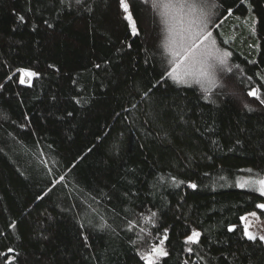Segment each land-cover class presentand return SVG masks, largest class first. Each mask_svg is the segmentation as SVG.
Here are the masks:
<instances>
[{"label": "trees", "instance_id": "trees-1", "mask_svg": "<svg viewBox=\"0 0 264 264\" xmlns=\"http://www.w3.org/2000/svg\"><path fill=\"white\" fill-rule=\"evenodd\" d=\"M127 1L136 35L119 0H0V264H264L240 219L264 196L237 186L264 176V0L207 3L232 53L209 99Z\"/></svg>", "mask_w": 264, "mask_h": 264}, {"label": "snow or ice", "instance_id": "snow-or-ice-1", "mask_svg": "<svg viewBox=\"0 0 264 264\" xmlns=\"http://www.w3.org/2000/svg\"><path fill=\"white\" fill-rule=\"evenodd\" d=\"M80 2L81 0H77V3ZM119 2L124 13L127 14L125 19L129 21L133 35H136V25L129 11V5L126 0H119ZM145 2H148V0H145ZM152 6L159 9L161 21L166 26L167 36L164 47L172 57L170 63L173 64V69L168 75L180 83L187 84L191 81L203 87L205 83L209 82L214 67L213 62L223 65L226 63L227 57L231 55L228 52L221 53L215 47V41L211 39L212 33L207 30V0H152ZM23 19V16H21L20 20ZM206 41L208 42L207 44L205 43ZM228 71H231V69H228ZM27 74L36 75L35 73ZM21 82L23 83V79H21ZM248 95L260 99L257 89L249 91ZM260 102L264 104V100H260ZM252 171V169H247L248 173H252ZM237 186L254 189L261 196H264V176L259 174L250 176L243 182L238 181ZM190 187L196 188L197 185L191 184ZM255 207L264 210V204H256ZM153 215L155 214L153 213ZM250 215L255 217L257 214L252 212ZM240 219L241 221H246L247 217H241ZM249 226L247 223L244 225V234L249 240L255 241L257 236L249 231ZM199 236V232L193 231L192 235L188 237V242L197 243ZM259 240L264 241V235H260ZM12 251L14 250L9 249V252ZM161 255H167V253L161 247L153 246L141 258L147 264H156L154 258ZM8 264H12V262L9 261Z\"/></svg>", "mask_w": 264, "mask_h": 264}, {"label": "rangeland", "instance_id": "rangeland-1", "mask_svg": "<svg viewBox=\"0 0 264 264\" xmlns=\"http://www.w3.org/2000/svg\"><path fill=\"white\" fill-rule=\"evenodd\" d=\"M210 1L211 0H207L208 7L210 5ZM126 2L129 5L127 0H126ZM150 2L152 4V0H150ZM153 9L159 15V9H157V8H153ZM129 11H130V9H129ZM206 11L208 12L207 30L212 33L211 39L215 41V47L221 53H223V52L230 53L227 49H224L220 45V42H219V39H218L219 36L217 35V33L215 32V30H214V28L212 26V20L215 18V14H213L212 10H210L209 8H206ZM159 18L161 20L160 15H159ZM162 25H163V32H164V34H163V46H164L165 38L167 36V31H166V26L163 23H162ZM205 43L207 44L208 42L206 41ZM164 50H165V54L167 56V61H168V64H169V72H171L172 69H173V64L170 63V61L172 60V57L168 54V52L165 49V47H164ZM230 54L231 55H229L227 57V59H226V63L223 64V65H221V64H219L217 62H213L214 63V67L212 69V74H211V76L209 78V82L205 83L203 85V87L200 84L192 83L191 81L189 83H187V84L186 83H180L177 80L172 79L169 75L168 76H169V78L172 81H174L175 83H177L179 85L196 86L197 88H199L205 94V98L209 99L213 95L215 90L219 87L221 74L222 73L226 74V73L229 72L228 71V69H230L229 62H230V57L232 56V53H230ZM233 71H235V70H233ZM23 72H24L23 70L20 72V81H21V79H23V84H27V85L31 84L34 75H32V78L29 81V80H27V78L22 76ZM205 89H207V91H205ZM250 176L241 177V178L238 179V181L243 182L244 180L248 179ZM239 188H241V187H239ZM241 189L255 191L254 189H251V188H248V187L241 188ZM256 192H258V191H256ZM262 204H264V203H262ZM255 213L257 214L255 217L251 216L250 213L246 214L245 216L247 217V220L246 221H242V225H243V228H244V225L246 223L249 224L250 225L249 226V231L252 232L253 234H255L257 236V238H259L260 235H264V210L258 208V211H256ZM245 216H243V217H245ZM142 235L145 236L144 238H142V241H143L142 243H144L147 238H146L145 234H142ZM151 248L152 247H150V246H146V248H143L142 253L145 254L146 252L150 251Z\"/></svg>", "mask_w": 264, "mask_h": 264}, {"label": "bare ground", "instance_id": "bare-ground-1", "mask_svg": "<svg viewBox=\"0 0 264 264\" xmlns=\"http://www.w3.org/2000/svg\"><path fill=\"white\" fill-rule=\"evenodd\" d=\"M27 73H32V72L24 71L23 74H22V76L25 77V78H27V80L30 81L31 78H32V75H28Z\"/></svg>", "mask_w": 264, "mask_h": 264}]
</instances>
